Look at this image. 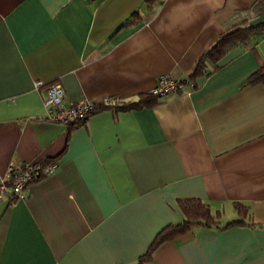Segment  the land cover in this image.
<instances>
[{"label": "crops", "instance_id": "1", "mask_svg": "<svg viewBox=\"0 0 264 264\" xmlns=\"http://www.w3.org/2000/svg\"><path fill=\"white\" fill-rule=\"evenodd\" d=\"M253 2L0 0V183L10 165L56 163L22 199L0 198V264H264V86L245 84L264 65V33L151 108L70 126L45 105L52 82L76 105L136 102L158 77L187 79L227 26L264 21ZM184 197L220 223L237 217L232 201L246 204L254 226H196L141 261L182 220Z\"/></svg>", "mask_w": 264, "mask_h": 264}, {"label": "trees", "instance_id": "2", "mask_svg": "<svg viewBox=\"0 0 264 264\" xmlns=\"http://www.w3.org/2000/svg\"><path fill=\"white\" fill-rule=\"evenodd\" d=\"M147 8L153 3V0H145ZM250 10L252 14L250 17L260 18L261 15H264V0H255L251 3ZM135 15L131 14L124 22L128 24L136 23L135 20H138ZM249 19H241L235 24H230L227 26L223 32H221L217 39L213 42L212 47L206 50L201 57L195 61L194 66H192V72L186 81L194 83V79L202 76L205 73L204 66L206 61L214 64L219 59H222L230 49L238 48V46H245L250 40L252 35L261 36L264 33V21L252 25L249 23ZM253 83H261L264 86V65L251 74L250 77L245 81L246 85H252ZM156 96L151 95H140L138 100L129 101L126 103H117L114 105H105L102 107H97V111L102 112L105 110H112V112L124 111L129 112L130 110H140L143 107L151 108L154 104L157 103ZM95 112V111H94ZM83 120V119H82ZM81 121H72L68 125L72 126L73 124H80ZM177 209L180 211L182 220L180 222H174L161 226L159 231L154 235L153 239H150L148 247L143 255L140 256L141 261H145L149 257V252L154 250L163 240L171 239L175 235H179L186 230H191L193 227L200 226L202 228L213 227L216 230H221L223 228L232 227L233 225L243 226V225H252L250 222L244 221L245 216L248 214V206L242 204L238 201H232L231 206L235 209V214L237 217L233 220L225 221L220 223V211H213L208 203H203L199 198H188L184 197L183 199H176L174 201Z\"/></svg>", "mask_w": 264, "mask_h": 264}, {"label": "built area", "instance_id": "3", "mask_svg": "<svg viewBox=\"0 0 264 264\" xmlns=\"http://www.w3.org/2000/svg\"><path fill=\"white\" fill-rule=\"evenodd\" d=\"M190 88L191 84L186 79L172 80L169 77H158L148 95L164 98L171 93L184 92L189 94ZM45 92V105L49 108L47 119L53 122L68 124L72 121H81L93 114L97 107L116 104V100L105 98L100 103H90L84 100L76 105L70 103L64 105L62 87L57 82L47 84ZM55 167V161L10 165L7 171V179L0 183V198L7 193L9 197L22 199L25 197V189L30 182L48 175Z\"/></svg>", "mask_w": 264, "mask_h": 264}, {"label": "rangeland", "instance_id": "4", "mask_svg": "<svg viewBox=\"0 0 264 264\" xmlns=\"http://www.w3.org/2000/svg\"><path fill=\"white\" fill-rule=\"evenodd\" d=\"M226 217V216H225ZM229 217H226V219H228Z\"/></svg>", "mask_w": 264, "mask_h": 264}]
</instances>
